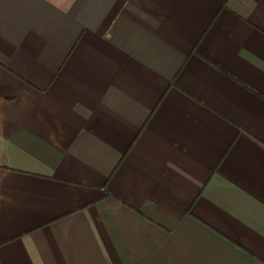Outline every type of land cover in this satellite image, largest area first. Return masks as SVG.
<instances>
[{
  "label": "crops",
  "instance_id": "crops-1",
  "mask_svg": "<svg viewBox=\"0 0 264 264\" xmlns=\"http://www.w3.org/2000/svg\"><path fill=\"white\" fill-rule=\"evenodd\" d=\"M0 264H264V0H0Z\"/></svg>",
  "mask_w": 264,
  "mask_h": 264
}]
</instances>
